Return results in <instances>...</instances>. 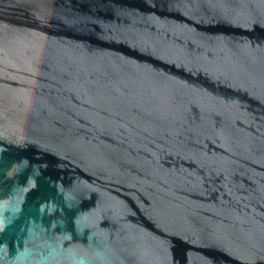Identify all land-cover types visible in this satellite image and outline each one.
<instances>
[{"label": "water", "instance_id": "water-1", "mask_svg": "<svg viewBox=\"0 0 264 264\" xmlns=\"http://www.w3.org/2000/svg\"><path fill=\"white\" fill-rule=\"evenodd\" d=\"M0 264H264V0H0Z\"/></svg>", "mask_w": 264, "mask_h": 264}]
</instances>
